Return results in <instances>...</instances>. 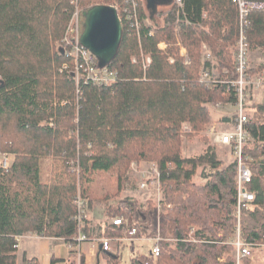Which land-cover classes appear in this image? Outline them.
I'll use <instances>...</instances> for the list:
<instances>
[{"label": "trees", "instance_id": "1", "mask_svg": "<svg viewBox=\"0 0 264 264\" xmlns=\"http://www.w3.org/2000/svg\"><path fill=\"white\" fill-rule=\"evenodd\" d=\"M99 1L117 7L124 3L118 7L122 44L108 65L118 80L103 87L82 80L77 84L60 72L65 64L73 67L57 49L74 16L72 0H0V153L14 156L8 171L0 167V264H17L19 238L27 234L75 244L78 190L88 200V212L96 203L108 204L123 193L134 162L158 163L168 199L160 216V255L134 257L132 264H237L232 256L220 261L234 252L226 243L237 226V165L222 169L224 163L215 153L197 159L181 156L185 124L195 137L211 121L206 104L237 101L234 93L227 94L228 85L201 82L200 77L202 45L207 44L222 79L237 78L228 52L240 39L237 4L183 0L180 20L190 24L181 22L176 34L175 5L164 14L151 9L153 16L166 19L164 26H149L145 20L151 16L143 1L135 0L138 31L132 26L135 19L125 18L128 0H81V5L88 9ZM245 35L250 48L264 50V12L250 14ZM178 40L188 50L189 65L180 56ZM163 43L165 50L160 48ZM148 56L151 63L146 67ZM248 131L252 148L246 152L254 159L250 190L256 200L243 210L242 231L249 242L263 244L264 106L250 120ZM46 160L51 161V175L43 180ZM203 165L216 173L199 186L193 178ZM104 175L116 178V195L96 191V178ZM129 200L119 203L118 214L135 220V240L156 238L157 228L149 232V217L141 218L147 212L157 216L156 207L149 201L144 211ZM86 225L90 238L88 220ZM125 231L108 226L102 237L123 238ZM104 261L122 264L121 253H104ZM241 264L253 262L243 259Z\"/></svg>", "mask_w": 264, "mask_h": 264}, {"label": "built area", "instance_id": "2", "mask_svg": "<svg viewBox=\"0 0 264 264\" xmlns=\"http://www.w3.org/2000/svg\"><path fill=\"white\" fill-rule=\"evenodd\" d=\"M239 9L240 16V39L236 45L234 53V65L237 78L235 80H220L217 79L218 62L213 58L212 51L207 44L202 45V68H201V82L210 83L213 85L225 84L228 85L227 94L232 96L234 93L237 97L235 104L228 103L235 107V116L232 117L231 121H228V130L218 129L217 125L210 128L209 134L212 136V141L215 146L227 148L230 151V156L233 163L237 165V226L233 237L226 243L234 248V258L237 264H241L243 259L251 261L255 260V250H264L263 244L251 243L243 235L242 231V213L243 210L250 206L256 200V195L250 190V185L254 179V172L252 166L254 165V159L247 154V150L252 145V140L248 131V124L250 118L247 110V99L249 98V91L260 90L264 88V75L257 74L251 75L250 68V45L247 41L245 32L249 26V16L252 12H264V2L254 0H234ZM130 4L124 8L125 18L135 19L132 26L139 31L141 29V23L137 20L136 14L138 4L135 0H128L126 2ZM78 0H72V5L75 6L74 16L71 24L68 28L65 39L58 44L57 49L61 55L67 56L73 61V67L69 64H65L60 72H67L72 78L75 79L77 84L82 81L91 83L95 86H111L118 80V73L111 71L108 66L100 67L99 59L91 53L90 50L85 48L81 44V35L83 33L84 17L83 12L77 6ZM174 5L177 9V22H176V34L178 33V26L181 22L190 24L188 20H180V14L184 9L183 0H174ZM118 12L119 9L116 7ZM120 17V16H119ZM122 22V19L120 17ZM123 25V23H122ZM180 48V56L185 60L186 64H190V57L188 50L178 40L176 44ZM162 50L167 48V44L163 43L160 45ZM261 50V49H260ZM174 62V59H171ZM145 66L151 63V58L145 57ZM227 75L228 71H224ZM216 78V79H215ZM223 104L218 103L215 105L217 109H221ZM188 128V127H187ZM186 128V129H187ZM189 129V128H188ZM12 157V159H11ZM14 156L10 154H4L0 156V167L5 171H8L13 164ZM73 171L78 172V168L73 167ZM129 183H137L139 190L159 192V202L163 196V183L162 175L157 162H134L131 165V169L128 172ZM131 181V182H130ZM155 186V188H152ZM77 208V221H78V235L75 238L77 244L75 245L78 252L83 251L85 243L89 241V237L85 232L86 222L88 219V202L78 196L75 201ZM161 209H158L160 212ZM112 226L120 228H126L123 238H103L101 240V249L104 252H113V242L116 244H122L125 241L133 243L135 241L138 229L136 227L135 220L132 216L129 218H111ZM194 232V229H193ZM192 232V233H193ZM153 242V248L151 254L154 257H158L161 252L160 243L163 239L160 233L156 238H150ZM170 241V240H168ZM194 242H198L193 240ZM224 261V259H220Z\"/></svg>", "mask_w": 264, "mask_h": 264}, {"label": "rangeland", "instance_id": "3", "mask_svg": "<svg viewBox=\"0 0 264 264\" xmlns=\"http://www.w3.org/2000/svg\"><path fill=\"white\" fill-rule=\"evenodd\" d=\"M143 1L146 4L147 0H143ZM100 2H102V1H99V4L107 5V4L100 3ZM122 5H119V6L121 7ZM77 6L82 11L87 9V8L82 7L81 0H78ZM111 6H113V5H111ZM173 6H174V4H172L168 7H159L158 11L156 13H158V14L167 13L173 8ZM114 7H117V6L115 5ZM149 13H150L149 16L152 17L151 12H149ZM165 19H166V16H158L157 18H155V23L152 24L150 21H147V25H149V26H153V25L164 26ZM58 44H57V46H58ZM236 45L237 44L232 45L228 48V52H229V55H230L233 63H234V53L236 50ZM250 49H251V53H250L249 65H250L251 71H256V73L251 74V75H257V74L264 75V50L261 49L260 47H257L255 49H253V48H250ZM179 53H180V48H179ZM262 66H263V68L261 69ZM216 73L218 76L217 79L223 80L222 79V73L219 71V67H218V72H216ZM216 104H218V103L206 104V107L209 109V112H210L211 121H210V123L205 125L203 130L200 133L196 134L195 137L189 136V135H195V133L193 132L191 127L187 126V124H185L183 126L182 136H181V139H182L181 156L184 159H197L199 157L206 155L207 153H210V154L215 153L217 156V159L224 163V166L222 169H225L233 163V160L230 156V151L227 148L215 146L213 141H212V136H210V134H209V130L214 125H217L218 129L228 130L229 126L227 125V123H228V121H231L233 116H235V110H234L235 107H232L231 105H227L226 103H223L222 108L217 109L215 107ZM246 105H247V110H248L247 113H248L249 118L251 120L255 116H257V111H259L260 105L264 106V88H262L260 90H254V91L250 90L249 91V98L247 99ZM251 148H252V145L250 146V149ZM4 154L5 153H0V156L2 157ZM11 159H12V157H11ZM42 164H43V168H44L43 174H42V179L45 180L46 178L50 177V175H51V170H50V166H49L51 164V161L46 160V161H43ZM130 169H131V167H130ZM214 173H216L215 170H213L210 166L203 165V166L198 168L197 174L193 178V183L196 185H199V186H205L208 179ZM112 178L116 179L115 177H109V175L108 176L104 175V176L96 178V182L94 184L96 191L98 193L101 192L103 195H106L108 193H111L112 195H116L117 191H118L117 190L118 185H116V183H115V185L113 184V181H115V180H113ZM110 181L112 182L111 186H109ZM128 183H129V181H128ZM152 188H155V186H152ZM167 188H168V186L167 187L163 186V196H162L160 203H158L159 199H160L159 198V195H160L159 192H157L156 190H154V191H147V190L141 191L138 189L137 183H134V184L130 183V185L128 187H125L123 193L118 198L114 197L115 199L110 200V201H112V203H114L113 205H110V203H108V204L96 203V205L91 210V215L89 218L90 221L92 222V226L95 229L99 228L100 226H102L104 228L105 224L107 222V215L110 218L122 217L120 214H118L119 203L121 201H124L125 199H130L129 201H131L132 203H136L138 206H141V205L144 206V211L145 210L148 211L147 208L149 206V201H150V203L153 204L157 209V216L155 215V213H148L147 212V214L142 216L141 218L143 221H145L146 220L145 217H149V219H150L149 223H148L149 232L152 233L157 228V235H158L160 232V226H161L160 216L163 213L164 204H166V201L168 199ZM78 196H81L82 198H84L81 190H78ZM76 198H78V197H76ZM86 201L88 202V200H86ZM169 207H171V206H169ZM158 209H161V211L158 212ZM221 236H222V234H220V237ZM148 238L149 237L145 236L144 239L136 240L134 242V246H132L131 243H128L127 245H125L124 244L125 242H124V243L120 244V247H118L117 244H115V242H113L112 250L114 252H116L117 248H119V250L121 251V256H122V264H132V260L134 257L147 256L150 254V252L153 248L154 242ZM20 239L21 238H19V241H20ZM168 242L172 245L174 243V241H172V239ZM76 244H77V241L75 240L74 245H76ZM101 252L111 253V252H104L102 249H101ZM80 255L82 258L80 264H82L83 257H85V255L83 254V251H81ZM255 255H256L255 260L252 261L253 264H264V250H260V251L255 252ZM229 256L234 257V252L231 254H224L222 259L226 260L227 257H229Z\"/></svg>", "mask_w": 264, "mask_h": 264}, {"label": "crops", "instance_id": "4", "mask_svg": "<svg viewBox=\"0 0 264 264\" xmlns=\"http://www.w3.org/2000/svg\"><path fill=\"white\" fill-rule=\"evenodd\" d=\"M172 4L165 6H155L153 0H147L146 4L143 1V7L147 16H149V12L151 9H156L157 12L159 7H168ZM155 18L157 17L152 15V17L146 19V25L147 21H150L152 24L155 23ZM109 203L110 205L114 204L112 203V201H110ZM90 215L91 210L88 213L87 219L88 228L90 229V240L85 243L83 248L85 263L105 264L104 253L101 252L100 249L101 240L104 238L102 236L105 228L108 226H112V219L107 215V222L105 224V227L103 228L102 226H100L99 228L95 229L89 219ZM128 243V241H125L124 244L127 245ZM117 246L120 247V244H117ZM118 250L119 248H117L116 251ZM119 252L121 253L120 250ZM16 256L17 264H80L82 259L74 244L67 242L66 240L61 238H46L36 234H27L21 237L17 247ZM53 259H55V261H53Z\"/></svg>", "mask_w": 264, "mask_h": 264}, {"label": "water", "instance_id": "5", "mask_svg": "<svg viewBox=\"0 0 264 264\" xmlns=\"http://www.w3.org/2000/svg\"><path fill=\"white\" fill-rule=\"evenodd\" d=\"M174 0H153L154 5H169ZM84 23L81 44L91 51L100 67L111 64L119 53L123 40V25L116 7L95 5L83 12Z\"/></svg>", "mask_w": 264, "mask_h": 264}, {"label": "flooded vegetation", "instance_id": "6", "mask_svg": "<svg viewBox=\"0 0 264 264\" xmlns=\"http://www.w3.org/2000/svg\"><path fill=\"white\" fill-rule=\"evenodd\" d=\"M169 1H172V0H169ZM150 3V2H149Z\"/></svg>", "mask_w": 264, "mask_h": 264}]
</instances>
